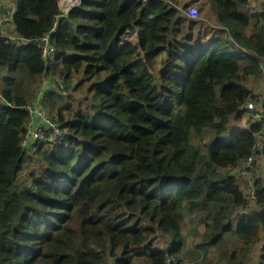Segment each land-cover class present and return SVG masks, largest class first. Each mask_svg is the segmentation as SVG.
<instances>
[{
  "label": "trees",
  "instance_id": "obj_1",
  "mask_svg": "<svg viewBox=\"0 0 264 264\" xmlns=\"http://www.w3.org/2000/svg\"><path fill=\"white\" fill-rule=\"evenodd\" d=\"M247 3L80 0L63 14L57 0H14L16 37L0 34V264L180 262L190 217L204 228L200 264H213L210 248L214 264L252 261L264 171L247 212L228 173L264 139V102L258 122L229 125L264 62V16ZM192 4L208 18L189 17ZM47 33L55 55L45 62ZM45 76L63 78L43 104L66 138L24 156L27 106ZM157 233L167 249L153 247Z\"/></svg>",
  "mask_w": 264,
  "mask_h": 264
},
{
  "label": "built area",
  "instance_id": "obj_2",
  "mask_svg": "<svg viewBox=\"0 0 264 264\" xmlns=\"http://www.w3.org/2000/svg\"><path fill=\"white\" fill-rule=\"evenodd\" d=\"M9 0H0V14L2 7L8 4ZM145 3L147 0H141ZM80 0H71L69 8L78 5ZM247 10L250 14H261L264 16V0H248ZM191 18L198 17V10L195 7H188L185 12ZM6 20L11 18V12L6 14ZM3 20V19H2ZM4 21V20H3ZM4 25L0 23V34H3ZM55 29H52L54 31ZM4 35V34H3ZM41 49V57L45 62H48L55 55V49L51 44L50 34L42 35L39 38ZM260 75L264 82V62L260 65ZM56 77V76H54ZM59 77V76H58ZM57 82L59 90L64 87L63 78H53ZM46 91V90H45ZM44 91V92H45ZM43 92V94H44ZM43 94L37 95L35 100L27 106L29 113L28 122L26 124L25 133L21 139V147L24 156H30L34 152L36 144L42 145H60L65 141L66 130L61 128L59 122L49 115L43 104ZM264 102V86L261 90L253 93V97L249 98L242 106L246 118L250 122H258L263 114ZM264 161V139L256 134V139L253 142L248 156L237 163L234 168H231L228 173L233 175L240 184V190L246 201L242 212L254 210L257 208L255 196V177L257 175V167ZM165 264H188L184 260L178 262L175 256H167L164 260Z\"/></svg>",
  "mask_w": 264,
  "mask_h": 264
},
{
  "label": "rangeland",
  "instance_id": "obj_3",
  "mask_svg": "<svg viewBox=\"0 0 264 264\" xmlns=\"http://www.w3.org/2000/svg\"><path fill=\"white\" fill-rule=\"evenodd\" d=\"M189 7H195L197 10L199 9V7H198V5H196V4H192V5H190ZM179 8H181L182 9V6H179ZM206 11H207V9L206 10H203V12L201 13V12H198V17L197 18H200L201 16L202 17H204V19L205 18H208V17H206L205 16V14H206ZM6 16V15H5ZM3 17V20L4 21H6L7 23L6 24H4V27H5V30H7L8 29V26H9V23H10V21L11 20H6L5 18L6 17ZM196 19V18H195ZM207 20V19H206ZM213 21V18H209L208 19V21ZM7 33V32H6ZM10 35V34H9ZM44 78H47V76H45V77H43V79ZM55 78H60V77H58V76H56ZM262 80V77H261V75L259 76V77H250V79H249V83H253L252 85H254V87H252V92L253 93H256L258 90H261L262 88H263V86H264V82H263V80ZM251 81V82H250ZM43 82V81H42ZM263 83V84H262ZM43 84V83H42ZM65 86V85H64ZM64 86H62V87H64ZM53 89V88H55V89H57V88H59L58 86H57V82L56 81H53L52 80V84H51V86H50V82L48 83V85H46V86H43V85H41L38 89H37V91L33 94V97H32V100H35L36 99V96L37 95H40V94H43V92L45 91V90H47V89ZM59 90V89H58ZM61 92H63L62 90H61ZM66 95V94H65ZM64 95V96H65ZM32 102V101H31ZM55 116H56V114H54ZM55 116H52V117H54L55 119H57ZM234 122H235V126H234ZM229 125H230V129H232L233 127L234 128H239V129H246V128H248V126H249V121H248V119L246 118V115H245V113H243V115L241 116V118H240V120L239 121H234L233 120V118L231 117L230 118V121H229ZM208 137H209V135L208 134H206V136H204V141L202 142V146H201V151L204 153V150H205V147H204V145L206 146L208 143H206L207 141H208ZM28 170V169H27ZM24 174H25V172H23L22 173V176L21 177H23L24 176ZM261 174V169H260V171H258V173H257V176L258 175H260ZM22 180V179H21ZM203 226L202 225H196L195 224V222H194V220H193V218L192 217H190V218H187V219H185V224H184V226H183V228H182V230H183V235H184V237H185V240H184V247H183V249H184V251H185V246H188V248H191V247H195L196 246V244H198L199 243V240H200V233H199V228H200V230H201V228H202ZM260 236H262L261 234H260ZM159 242H162L161 240L159 241ZM156 243H157V241H156ZM264 245L262 244V243H260V244H258L257 245V247H256V249H255V251H254V253L252 254V256H251V262L249 263V264H252L253 263V261L255 260V259H257L259 256H260V252H261V248L263 247ZM214 249V248H213ZM200 257V256H199ZM198 257V258H199ZM209 258H207V261H209V260H211L212 261V263L214 264V263H216V258H215V252L213 251V253L211 252V254H210V256H208ZM198 258H197V262H200V260H198ZM182 260H184L185 262L186 261H188L189 262V264H195L196 263V261H194V260H192L189 256H184L183 258H182ZM203 261V260H202ZM207 261H205L206 263H208ZM187 263V262H186Z\"/></svg>",
  "mask_w": 264,
  "mask_h": 264
},
{
  "label": "crops",
  "instance_id": "obj_4",
  "mask_svg": "<svg viewBox=\"0 0 264 264\" xmlns=\"http://www.w3.org/2000/svg\"><path fill=\"white\" fill-rule=\"evenodd\" d=\"M64 1H66V0H64ZM57 4H58V8H59V10L63 13V14H66L69 10H70V8H69V5H67L66 7H61V4H60V2H59V0H57ZM14 7H15V5H14V0H9L8 1V4L6 5V6H4V7H2V12H1V14H0V23H1V21H2V28H3V17L6 15V14H8L9 15V13L11 12V14H12V12L14 11ZM5 28V27H4ZM6 32H7V34H10V37H16V33H15V31H14V27H13V25L11 24V21H10V23H9V26H8V29L7 30H3V34L5 35L6 34ZM250 79V78H249ZM249 79H248V81L246 82V86L248 87V89H250V90H252V87H254V85H252L251 83H249ZM262 81V80H261ZM50 82V86H51V84H52V79H51V77L50 76H48L47 78H44L43 79V84H41V85H43V86H46V85H48V83ZM251 82V81H250ZM1 83V82H0ZM263 84V83H262ZM1 86V85H0ZM48 90V89H47ZM259 91V90H258ZM0 102H4V100L2 99V98H0ZM234 121H239V120H235V119H233ZM236 124H235V122H234V126H235ZM234 128V127H233ZM260 169H261V172H263L264 171V161H262L260 164H259V166L257 167V172L258 171H260ZM197 225V224H196ZM203 230H204V228L202 227L201 228V230H200V228H199V233L200 234H202V232H203ZM262 236H260V241H259V244L260 243H262L263 245H264V232L261 234ZM162 241V242H159V241ZM156 241H157V243H156ZM169 242H170V240L168 239V237L167 236H164V235H161L160 233H157L156 234V237H155V240H154V244H153V247L154 248H161V249H167L168 247H169ZM200 243V242H199ZM198 243V244H199ZM213 251H214V249L213 248H210V249H208L207 250V255H206V257L207 258H209L208 256H210V254H211V252L213 253ZM185 252H186V254L187 255H184V256H189L192 260H194V261H196V263H198V264H200L201 262L203 263L204 262V259H203V252L202 251H200L199 250V248H198V245L196 244V246L195 247H191V248H188V246H185ZM200 256V257H199ZM199 257V258H198ZM183 258V257H182ZM197 258H198V260H200V262H197ZM203 260V261H202ZM188 264H189V262L188 261H186ZM258 262H259V257L257 258V259H255L254 261H253V263L252 264H258Z\"/></svg>",
  "mask_w": 264,
  "mask_h": 264
},
{
  "label": "bare ground",
  "instance_id": "obj_5",
  "mask_svg": "<svg viewBox=\"0 0 264 264\" xmlns=\"http://www.w3.org/2000/svg\"><path fill=\"white\" fill-rule=\"evenodd\" d=\"M60 4H61V7H66L67 5H70L71 4V0H59Z\"/></svg>",
  "mask_w": 264,
  "mask_h": 264
}]
</instances>
